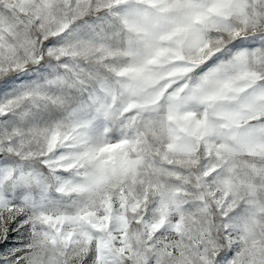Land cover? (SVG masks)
I'll return each mask as SVG.
<instances>
[{
	"label": "rangeland",
	"instance_id": "1",
	"mask_svg": "<svg viewBox=\"0 0 264 264\" xmlns=\"http://www.w3.org/2000/svg\"><path fill=\"white\" fill-rule=\"evenodd\" d=\"M0 264H264V0H0Z\"/></svg>",
	"mask_w": 264,
	"mask_h": 264
}]
</instances>
